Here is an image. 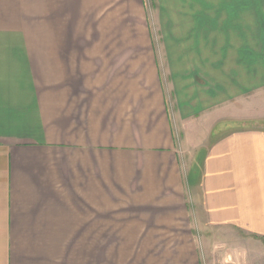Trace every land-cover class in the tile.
<instances>
[{"label":"crops","instance_id":"1","mask_svg":"<svg viewBox=\"0 0 264 264\" xmlns=\"http://www.w3.org/2000/svg\"><path fill=\"white\" fill-rule=\"evenodd\" d=\"M212 5L0 0V264H106L109 217L188 223L190 192L264 264V0Z\"/></svg>","mask_w":264,"mask_h":264},{"label":"rangeland","instance_id":"2","mask_svg":"<svg viewBox=\"0 0 264 264\" xmlns=\"http://www.w3.org/2000/svg\"><path fill=\"white\" fill-rule=\"evenodd\" d=\"M146 1L150 16L156 18L162 16L163 19L165 15L211 16L214 14L213 2H216V7L222 1L227 3V0ZM182 163L188 164V183L194 185L198 175L197 163L187 157ZM194 196L193 192L187 195L189 224L181 217H176V224H170V221H166L171 220L170 216L157 221L150 215L139 217L132 209L118 210L122 215L109 217V247L106 264H229L231 259L237 260L238 250L243 248L244 243L247 244L244 241L246 234L201 228L198 221L199 215L195 211L197 203ZM138 227L141 229L140 232H136ZM115 228L129 231L126 235L124 230L117 232ZM138 234L139 242L131 239V237L135 239ZM117 244L119 246H116ZM259 250L264 251V248L260 247ZM249 251L255 258L264 257V254L257 249L253 248Z\"/></svg>","mask_w":264,"mask_h":264}]
</instances>
